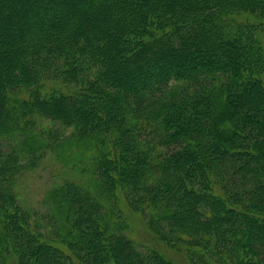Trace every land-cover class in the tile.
Instances as JSON below:
<instances>
[{
    "label": "trees",
    "instance_id": "16d2710c",
    "mask_svg": "<svg viewBox=\"0 0 264 264\" xmlns=\"http://www.w3.org/2000/svg\"><path fill=\"white\" fill-rule=\"evenodd\" d=\"M259 27L264 0H0V264H74L13 193L60 150L36 138L45 120L88 138L92 156L72 169L157 231L264 264ZM95 209L70 211L68 244L85 264H174Z\"/></svg>",
    "mask_w": 264,
    "mask_h": 264
},
{
    "label": "rangeland",
    "instance_id": "374dc122",
    "mask_svg": "<svg viewBox=\"0 0 264 264\" xmlns=\"http://www.w3.org/2000/svg\"><path fill=\"white\" fill-rule=\"evenodd\" d=\"M257 35L264 48V27L257 29ZM50 83L58 86L63 84L56 80ZM64 85L69 84L65 83ZM42 127L46 128L45 132ZM35 132L36 138L39 139L48 141L52 137L56 143L61 144L60 150L54 152L53 149H50L45 154L46 156L38 160V164L34 168L21 172L13 191L15 200L20 205H30V208H33L32 217L35 224L51 239L53 237L54 240H52L58 245L64 247L63 250L74 264H85L78 256L79 254L73 252L68 244L72 239L70 236L69 218L72 217L70 211L76 205L78 208L83 205L90 212L94 211L96 205L94 214L99 210L101 214H104L105 219H110L113 223H121L119 231L130 238L144 255H151L155 252L174 264H237V258L233 259L232 255L225 251L226 249H223L218 242L214 243L215 239L211 245V251H207L208 248L203 245L193 246L196 243H189L188 236L171 233L168 229L157 231L148 223L150 222L149 213L144 216L142 211L132 212L130 206H126L124 197L121 198L120 204H116L108 194H103V190L97 186L96 175L91 170L86 173L81 170H73L72 163L76 159H79L81 155L91 157L93 152L87 142L88 138H78L80 134L73 127L45 120L39 127L36 126ZM72 151L73 154H71ZM63 154L66 155L67 163L62 160ZM85 160L86 158L82 159L80 164ZM73 165L79 167L77 162ZM70 181H74L75 184ZM69 182L74 185L71 189H67L65 186V184L69 185ZM67 197L70 198L66 201ZM97 198L102 202V205L96 201ZM70 200H72V204H70ZM189 244L190 247L199 250L195 255L199 261L191 260ZM200 252H204V256L201 257Z\"/></svg>",
    "mask_w": 264,
    "mask_h": 264
}]
</instances>
